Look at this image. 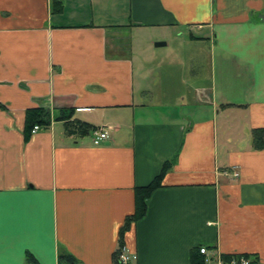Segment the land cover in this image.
I'll use <instances>...</instances> for the list:
<instances>
[{
  "label": "crops",
  "instance_id": "crops-1",
  "mask_svg": "<svg viewBox=\"0 0 264 264\" xmlns=\"http://www.w3.org/2000/svg\"><path fill=\"white\" fill-rule=\"evenodd\" d=\"M32 107L51 124L25 141ZM63 108L109 140L68 134L55 121ZM256 128L264 0H0V264H58L62 253L114 264L134 189L166 162L124 234L131 264H190L200 247L208 264L243 254L264 264ZM230 168L238 179L222 176Z\"/></svg>",
  "mask_w": 264,
  "mask_h": 264
},
{
  "label": "trees",
  "instance_id": "trees-1",
  "mask_svg": "<svg viewBox=\"0 0 264 264\" xmlns=\"http://www.w3.org/2000/svg\"><path fill=\"white\" fill-rule=\"evenodd\" d=\"M62 6L60 2H54L52 11L55 13L61 11ZM73 109H60L58 110V117L55 121L64 123L65 130L68 134L85 137L88 136L93 130L96 129L88 123L78 121L74 119ZM51 124V113L44 107H32L25 111L24 119V139L27 141L31 135L33 128L36 126L39 129L47 130ZM251 147L254 151L264 150V128H256L251 131ZM172 162H166L163 164L159 174L145 186L136 187L134 189V212L127 216L124 220L122 227L119 230L117 249L112 255L113 263H118V257L121 250L124 248V234L129 230L131 224L141 220L146 214V203L151 194L161 187V181L164 175L171 169ZM224 264H229L230 261L240 259L249 260L250 263H256V258L250 255H237L229 256L222 255L220 257ZM29 263H35L34 258L31 255L27 256ZM58 264H79V262L71 255L62 253L58 257ZM190 264H204V258L199 254V250H192L190 252Z\"/></svg>",
  "mask_w": 264,
  "mask_h": 264
},
{
  "label": "built area",
  "instance_id": "built-area-1",
  "mask_svg": "<svg viewBox=\"0 0 264 264\" xmlns=\"http://www.w3.org/2000/svg\"><path fill=\"white\" fill-rule=\"evenodd\" d=\"M38 130L40 129L35 126L31 134L35 133ZM91 133H92L93 146H100L109 140V128H96ZM221 174L224 177H231L232 179L239 178V172L236 168H230L229 171L225 170ZM198 250H199V254L201 256H204V264H208L210 259L208 258L207 249L204 247H200ZM136 259H137L136 255L128 254L125 248H123L118 257V263L131 264L132 262L136 261ZM218 264H224V263L222 262L221 259H219ZM229 264H252V263H250L249 260L240 259L239 262H237L236 260H232L229 262Z\"/></svg>",
  "mask_w": 264,
  "mask_h": 264
},
{
  "label": "water",
  "instance_id": "water-1",
  "mask_svg": "<svg viewBox=\"0 0 264 264\" xmlns=\"http://www.w3.org/2000/svg\"><path fill=\"white\" fill-rule=\"evenodd\" d=\"M165 43H155L154 47L159 48V47H164Z\"/></svg>",
  "mask_w": 264,
  "mask_h": 264
},
{
  "label": "rangeland",
  "instance_id": "rangeland-1",
  "mask_svg": "<svg viewBox=\"0 0 264 264\" xmlns=\"http://www.w3.org/2000/svg\"><path fill=\"white\" fill-rule=\"evenodd\" d=\"M169 45H170V47H172V46H173V43H172V41H170V44H169ZM169 49H171V48H169Z\"/></svg>",
  "mask_w": 264,
  "mask_h": 264
}]
</instances>
